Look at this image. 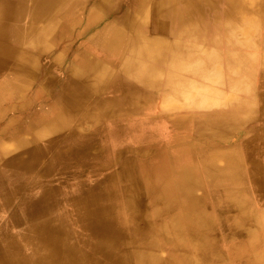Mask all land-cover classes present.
Wrapping results in <instances>:
<instances>
[{
  "label": "bare ground",
  "instance_id": "bare-ground-1",
  "mask_svg": "<svg viewBox=\"0 0 264 264\" xmlns=\"http://www.w3.org/2000/svg\"><path fill=\"white\" fill-rule=\"evenodd\" d=\"M0 264H264V0H0Z\"/></svg>",
  "mask_w": 264,
  "mask_h": 264
}]
</instances>
